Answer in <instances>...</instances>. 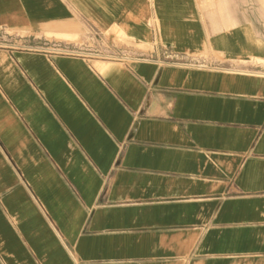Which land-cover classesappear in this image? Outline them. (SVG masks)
Listing matches in <instances>:
<instances>
[{
    "label": "crops",
    "instance_id": "1",
    "mask_svg": "<svg viewBox=\"0 0 264 264\" xmlns=\"http://www.w3.org/2000/svg\"><path fill=\"white\" fill-rule=\"evenodd\" d=\"M91 29L217 67L0 46V264H264V0H0Z\"/></svg>",
    "mask_w": 264,
    "mask_h": 264
},
{
    "label": "built area",
    "instance_id": "2",
    "mask_svg": "<svg viewBox=\"0 0 264 264\" xmlns=\"http://www.w3.org/2000/svg\"><path fill=\"white\" fill-rule=\"evenodd\" d=\"M11 44H0V46H10L12 48H24L35 51H43L53 55H70L85 58L89 61L101 59L118 62H132L138 60L152 61L159 64H172L189 67H217L207 63L196 56H187L175 52L170 48H163L159 52L152 54H140L132 51L127 46L108 38L97 29H91L88 36L77 42L50 40L45 38H33Z\"/></svg>",
    "mask_w": 264,
    "mask_h": 264
},
{
    "label": "rangeland",
    "instance_id": "3",
    "mask_svg": "<svg viewBox=\"0 0 264 264\" xmlns=\"http://www.w3.org/2000/svg\"><path fill=\"white\" fill-rule=\"evenodd\" d=\"M34 36L32 35H26V34H19V33H14V32H8L5 30H0V44H11V43H21L24 41H27L31 39L34 41ZM70 38H74L73 36H70ZM199 58V57H198ZM202 60H205L207 63L215 65L211 63L209 60L200 58Z\"/></svg>",
    "mask_w": 264,
    "mask_h": 264
}]
</instances>
